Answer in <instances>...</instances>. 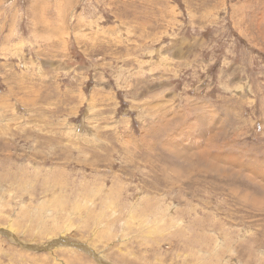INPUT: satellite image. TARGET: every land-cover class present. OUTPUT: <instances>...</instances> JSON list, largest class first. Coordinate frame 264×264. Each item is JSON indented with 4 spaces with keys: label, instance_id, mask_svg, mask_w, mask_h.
I'll return each mask as SVG.
<instances>
[{
    "label": "rangeland",
    "instance_id": "rangeland-1",
    "mask_svg": "<svg viewBox=\"0 0 264 264\" xmlns=\"http://www.w3.org/2000/svg\"><path fill=\"white\" fill-rule=\"evenodd\" d=\"M42 258L264 264V0H0V264Z\"/></svg>",
    "mask_w": 264,
    "mask_h": 264
},
{
    "label": "bare ground",
    "instance_id": "bare-ground-1",
    "mask_svg": "<svg viewBox=\"0 0 264 264\" xmlns=\"http://www.w3.org/2000/svg\"><path fill=\"white\" fill-rule=\"evenodd\" d=\"M33 259H34V258H33ZM46 259H47V258H42V261H41V260H40V261L43 263L44 261H46ZM47 260H48V259H47ZM44 263H45V262H44ZM47 263H49V262H47ZM36 264H39V263L37 262ZM45 264H46V263H45ZM64 264H65V263H64Z\"/></svg>",
    "mask_w": 264,
    "mask_h": 264
}]
</instances>
